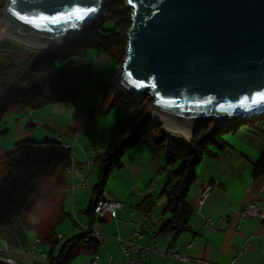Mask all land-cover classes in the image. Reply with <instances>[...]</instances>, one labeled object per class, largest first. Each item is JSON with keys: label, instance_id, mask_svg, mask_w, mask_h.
<instances>
[{"label": "water", "instance_id": "obj_1", "mask_svg": "<svg viewBox=\"0 0 264 264\" xmlns=\"http://www.w3.org/2000/svg\"><path fill=\"white\" fill-rule=\"evenodd\" d=\"M103 4L9 0L0 42L61 49L101 17ZM127 5L132 23L116 80L120 99L147 100L146 113L187 140L205 122L234 124L264 113V0H127ZM3 28L15 37L3 35Z\"/></svg>", "mask_w": 264, "mask_h": 264}, {"label": "trees", "instance_id": "obj_2", "mask_svg": "<svg viewBox=\"0 0 264 264\" xmlns=\"http://www.w3.org/2000/svg\"><path fill=\"white\" fill-rule=\"evenodd\" d=\"M5 5L3 1L0 4L1 16ZM107 8L105 16L85 26L78 37L69 39L58 50L26 48L11 40L0 42V55H15L12 59L0 61V123L12 106L21 110L37 109L74 100L78 93L75 80L90 74V70L79 65L88 49L115 57V51L126 48L132 12L123 5V0L108 2ZM111 87L115 91V83H99L101 89ZM115 99L121 108L135 111L133 120L136 126L131 132L121 131L120 138L99 156L98 179L92 189V199L84 211L90 219L94 217L98 201L105 198L104 192L112 172L122 166L125 152L141 140H152L157 151L165 153L167 161V180L162 192L169 216L163 220L157 234L173 233L178 237L190 229L193 210L188 196L197 180V168L205 156L222 154L228 144L224 136L241 126L264 134L263 113L241 118L234 124L205 122L195 128L192 139L187 140L184 136L174 135L147 114V100L138 97L125 100L118 96ZM7 132L8 129H2L0 124V135ZM70 165V153L58 138L44 141L25 138L16 142L6 155H0V264H11L5 260L15 259L14 253L21 249L27 253L35 238L51 246L48 264H70L81 253L98 252L101 243L93 230L77 229L74 219L75 232L60 240L56 228L64 218L63 207L57 220L42 235H37L32 241L28 235L32 228L28 216L31 199L39 194L47 177L55 176V182L64 189L68 184L67 170ZM252 168L255 178L264 175V150Z\"/></svg>", "mask_w": 264, "mask_h": 264}, {"label": "crops", "instance_id": "obj_3", "mask_svg": "<svg viewBox=\"0 0 264 264\" xmlns=\"http://www.w3.org/2000/svg\"><path fill=\"white\" fill-rule=\"evenodd\" d=\"M110 83H113V76ZM104 90L106 92L101 91L100 94L93 90L94 94H91L90 100L87 88L84 89L86 98L78 107H75L79 98L77 93L72 101L49 104L37 109L16 108L8 114L15 116L16 121L26 120L28 130L40 125L48 130L47 137H60L62 141L72 145L76 165L83 169L87 186L81 185L84 176L77 172L74 177L76 190L70 206L72 210L69 212L67 207L70 200L66 192L67 186L65 187L64 192L67 196L63 197L62 209L65 215L62 221L69 216L73 223V219L80 223H91L93 227L107 234L105 243L101 244L97 253H93L100 257L97 264H131L115 236L120 234L123 239H129L135 232L143 235L142 238H138L141 244L154 246L156 242L158 243L159 252L150 253L149 264H187L163 253L170 245L182 246L188 241H195V244L189 249L181 247L180 250L183 254L196 259H205L216 264H230L238 257L237 264H264V216H248L237 229L238 211L253 201H257L264 215V175L255 178L252 168L264 150V134L254 133L245 125L225 138L228 144L222 154L206 155L197 168L196 185L188 196L193 210L190 229L178 237L173 233L157 234L163 220L169 216L166 211V197L160 191L162 188L160 180L163 175L165 177L161 181L167 178V161L165 153L157 151L155 146H152L154 144L152 140H141L131 148V153L123 156L122 166L117 168L116 175L108 181L104 197L123 202L117 213L106 214L96 219H90L85 215L84 211L88 206L84 208L82 205H85L89 192L91 199L93 196L89 178L95 163H88L91 158L90 147L98 142L110 146L119 139L121 131L131 132L136 126V121L133 120L135 111L121 108L119 101L112 97L111 93L108 100L104 98L105 95H109L110 89ZM115 96H118L117 93ZM93 97H98L99 100L95 106H92ZM121 111H125L124 114H120ZM106 115H113L112 119L119 120L115 122L110 120L104 124L98 122L100 117ZM13 116L10 118H14ZM84 160L87 162H83ZM99 161L100 158L97 157L95 162ZM147 168L150 169L146 172ZM204 182L210 183L212 189L205 201L200 203V186ZM86 189H89V192ZM80 211L83 212V218L80 217ZM207 217H226L229 229L214 230L208 227L205 224ZM60 235L62 238L68 237L62 232H59L58 237ZM246 239L251 241L248 247L244 245ZM14 255L16 258L11 260L16 264H39L29 248L22 257L18 252ZM110 256L112 262L109 260Z\"/></svg>", "mask_w": 264, "mask_h": 264}, {"label": "rangeland", "instance_id": "obj_4", "mask_svg": "<svg viewBox=\"0 0 264 264\" xmlns=\"http://www.w3.org/2000/svg\"><path fill=\"white\" fill-rule=\"evenodd\" d=\"M0 1L1 2L3 1V3L7 4L9 0H0ZM111 1L113 0H104L103 12H102L101 17L105 16L106 10L108 9L107 8L108 2H111ZM123 5H126V7L128 8L127 0H123ZM2 17L3 16L0 17L1 21L3 19ZM3 40H10V39H3ZM114 53L116 54L115 57L104 55V54L100 55L97 52V50L90 48L88 49L86 56L81 58V61H79V65L83 68L90 70V74L88 77H84L82 79H76L74 82L75 85L78 87V91H79L78 92L79 98L76 102L77 106L75 105V107L80 106L82 103V100L86 98V92L84 91V89L86 88H87L88 95H90L89 97L90 100L92 99L91 94H94L93 90H96L97 92H99V94L101 91L106 92L104 89L100 90L99 83L111 84L110 82L112 80V76H113V84L115 83V88H116V80L119 75V67L123 65L124 59L126 57V48H123L122 50H119V51H115ZM14 57H15L14 54H11V55L1 54L0 61L2 63L3 61L12 59ZM111 90H112V87L110 88V90H108L109 95L104 96V98H106L107 100L110 98V93L112 94V97H115L116 91L114 92L113 90L112 91ZM98 102H99L98 97H95L93 100L92 106H95V104ZM16 108L17 107L12 106L10 110L7 111L4 114V117H2L1 119V123H0L1 128L9 129L8 131L9 134L7 133L6 135H0V155L1 156H4L8 152H10L14 148L16 142L22 139L32 138L37 141H44L47 139H51V137H47L48 135L46 134L48 130L45 129L44 127L37 125L35 129L28 130L27 128L28 122L26 120L16 121L15 116L13 115L11 116H13L14 118H10L11 116H9L8 114L11 112V110L16 109ZM124 112L125 111H121L120 114H124ZM112 116H109V115H106L104 117L102 116L100 117L98 122H102L104 124V123H108L110 120H112L113 122H115L116 120H119L118 118L112 119L111 118ZM170 132L173 133L172 131ZM173 134L176 135L175 133ZM229 135H232V133L226 134L224 137L226 138ZM51 136H53V134H51ZM152 146L154 147L155 145L152 144ZM131 148L125 152L124 156L128 155V153H131L132 151ZM83 162H87V160L86 161L84 160ZM94 163L91 169L92 170L91 177L89 178L90 189L94 187L98 179L99 162H94ZM170 168H172V166ZM148 169L150 168H147L146 172L148 171ZM116 173H117V169L114 170L110 179L113 178L116 175ZM164 177L165 175H163L162 179ZM55 180H56L55 176L47 177L43 182V185L41 187L39 194L35 195L29 203L28 216L31 220L32 228L28 231V235L31 241L35 237H37V235H42L43 232L47 230L49 225H51L54 221L57 220V218L59 217L60 209L63 207L62 206L63 197L67 196L65 195L64 189L67 185L63 189L55 182ZM161 180H160V183L162 184V188L160 189V191L162 192L166 184L167 178L165 179V181H161ZM195 185H196V182L192 185L191 190L194 188ZM86 190L89 192V189H86ZM68 198L70 200L69 201L70 204L68 203L67 212L72 210L70 207L72 206V198L70 196ZM90 199H91V192H89V197L85 205H82V206H85L84 208H86L89 205ZM80 212H81L80 217L83 218V215H82L83 212L82 211ZM56 230L58 233L62 232L66 236L72 235L74 232V223L72 219L69 216H66L63 221L58 223ZM42 246H43V250L47 252L48 254V252L51 249V246L48 245L47 243L43 244ZM17 252L21 254L20 255L21 257L26 254L25 249H21ZM56 252H58V248ZM34 258L38 260L39 264L44 262L40 253H37L36 256H34ZM93 258H94L93 253L84 252L76 256L71 261L70 264H91V261Z\"/></svg>", "mask_w": 264, "mask_h": 264}, {"label": "built area", "instance_id": "obj_5", "mask_svg": "<svg viewBox=\"0 0 264 264\" xmlns=\"http://www.w3.org/2000/svg\"><path fill=\"white\" fill-rule=\"evenodd\" d=\"M59 140L62 141V139L59 137ZM63 146L69 151L70 156H71V165L69 166L67 170V179H68V184L66 187V192L68 196H70L72 199L74 197V193L76 190V185L74 184V177L77 172H80L82 176H84V179L81 181V185L83 187L87 186V183L85 181V174L82 168H78L76 165V159H75V152L72 149V145L69 143H66L62 141ZM107 146L104 142H98L95 143L90 147V152H91V158H89L88 163L93 164L96 161V158L99 157L103 152H105ZM212 189V185L208 182H204L200 186V192H199V200L200 203H203L205 199L209 196L210 191ZM123 206V202L121 200H113V199H107L103 198L98 201L97 205L95 206V213L93 219L96 218H102L106 214H111L115 215L118 211ZM255 215H262L261 210L259 208V205L257 201H253L252 203L248 204L247 206L243 207L238 211V225L237 229L240 228V223L248 216H255ZM76 224H77V229L79 230H88L92 229L94 235L97 237L99 242L101 244H104L106 239H107V234L103 233L102 231L96 229L95 227L92 226L91 223H80L77 219H74ZM205 224L214 229V230H219V229H229V221L226 217H218V218H213V217H207L205 219ZM143 235L139 232H135L134 234L131 235L129 239H123L120 234H117L115 238L120 242L122 251L126 257L130 259L131 264H149V255L151 252H159L158 250V243L156 242L153 245L151 244H141L138 241V238H142ZM61 239V235L59 236ZM64 239V238H62ZM195 244V241H188L184 243L182 246H179L177 244L170 245L166 250H164V255L168 257H172L174 259L183 261L187 264H216L214 262L205 260V259H196L192 256L185 255L181 252L180 248L183 247L184 249H189ZM43 243L40 238H35V240L30 244L29 250L30 253L33 256H36L37 253H40L42 259L44 260L43 263L41 264H48V254L43 250ZM244 245L248 247L251 245V241L249 239H246L244 241ZM241 253V252H240ZM99 255L96 254L94 255V258L92 259L91 264H97L99 260ZM9 261L15 263L11 259H8ZM110 262H112V257L110 256L109 258ZM238 262V257H235L230 264H237Z\"/></svg>", "mask_w": 264, "mask_h": 264}, {"label": "bare ground", "instance_id": "obj_6", "mask_svg": "<svg viewBox=\"0 0 264 264\" xmlns=\"http://www.w3.org/2000/svg\"><path fill=\"white\" fill-rule=\"evenodd\" d=\"M3 35L5 36H11V37H15L13 34H11V32H9L8 29L3 28ZM172 128H174L175 130L181 131L182 133H184V135H188L190 133V129L189 128H185V127H176L173 126Z\"/></svg>", "mask_w": 264, "mask_h": 264}, {"label": "snow or ice", "instance_id": "obj_7", "mask_svg": "<svg viewBox=\"0 0 264 264\" xmlns=\"http://www.w3.org/2000/svg\"><path fill=\"white\" fill-rule=\"evenodd\" d=\"M130 2H131V0H130ZM78 18H81V19H82L83 17H82V16H80V17H78ZM55 22H56V21H55V20H53V23H55Z\"/></svg>", "mask_w": 264, "mask_h": 264}]
</instances>
